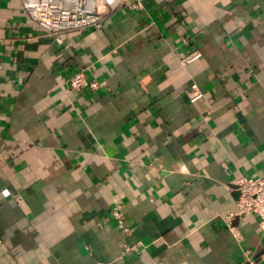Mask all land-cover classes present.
I'll use <instances>...</instances> for the list:
<instances>
[{
  "label": "crops",
  "instance_id": "1",
  "mask_svg": "<svg viewBox=\"0 0 264 264\" xmlns=\"http://www.w3.org/2000/svg\"><path fill=\"white\" fill-rule=\"evenodd\" d=\"M105 6L57 39L0 0V264H264L227 218L264 177V0Z\"/></svg>",
  "mask_w": 264,
  "mask_h": 264
},
{
  "label": "built area",
  "instance_id": "2",
  "mask_svg": "<svg viewBox=\"0 0 264 264\" xmlns=\"http://www.w3.org/2000/svg\"><path fill=\"white\" fill-rule=\"evenodd\" d=\"M20 2L24 11L37 24L57 39H60L64 32L100 28L106 19L105 0H20ZM199 56L200 53H197L191 58L183 59V63L191 62ZM70 86L74 89L97 90L100 82L95 78H89L87 73L81 70L72 76ZM192 88V101L203 97L204 93L198 85L194 84ZM237 190L238 208L227 216L230 229L234 230L230 224L232 218L249 214L258 215L259 226L264 229V177H240ZM113 214L119 226L128 231L120 206L114 209Z\"/></svg>",
  "mask_w": 264,
  "mask_h": 264
}]
</instances>
